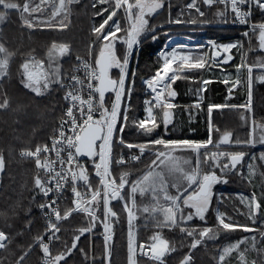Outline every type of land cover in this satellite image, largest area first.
Instances as JSON below:
<instances>
[{"label": "snow or ice", "instance_id": "1", "mask_svg": "<svg viewBox=\"0 0 264 264\" xmlns=\"http://www.w3.org/2000/svg\"><path fill=\"white\" fill-rule=\"evenodd\" d=\"M73 0H58V3L53 0L51 4L47 0H39L30 8L29 2L20 3L16 0H0V21L5 19L9 10H16L21 14L23 24L30 30L48 29H64L67 25L64 23L68 14V6ZM103 5L109 3V0H98ZM205 4H211L212 0H203ZM224 3L227 7L228 0H218ZM248 0H230L231 12L235 14V19L239 23L244 24L247 18L251 15V5L247 10H242L243 5L247 4ZM256 6L264 10V0H254ZM95 8V3L92 5ZM189 8H195L200 16H204V12L196 7L195 2L188 5ZM48 8L51 11L46 15L33 16L32 13H43ZM164 0H111L110 6L97 11L95 15H102L107 12L108 15L98 25L94 24L92 32L95 35V41L89 45V55H92L93 48H98V54L94 63L81 59L76 56V61L79 62L74 71H79L82 67L84 70V78L73 73V71H61L59 59L70 53V46L65 43H52L47 52V68H45L44 60H36L32 57L29 62L22 65L25 79L21 81L25 88L35 93L37 96L46 94L49 90L63 92V100L67 102V107L64 109L63 115L60 117V125L58 132L52 137L51 145L39 144L34 150H25L21 153L22 156L33 158L36 168L40 170L34 180L35 188L39 190L38 194L44 198L38 204L43 215L45 216V229L43 233L37 234L33 243L28 246L18 259V264H26L25 258L32 251L33 247L38 248L43 254V264H61L65 261L68 264L66 257L71 255L72 250L77 248V242L80 241V236L85 232H91L96 223L103 224L104 231L107 233L105 242L111 239V224L108 223L110 217L118 218V213L114 211L115 205L113 200L123 203V209L128 213L129 224V259L130 264H136L134 259L135 251L133 248V232L132 222L136 219L135 210L137 209L136 197L137 194L144 196L146 193L150 195L152 203L143 206L142 211L149 214L157 221L158 227L175 228L180 225V231L185 233L187 237H192L191 249H196L204 238L216 239L217 231L213 227L207 226L206 213L211 205L213 196V187L220 183H228L227 175L231 172H237V165L240 164L245 151H214L209 148H219L221 144L230 145L233 143L231 132L221 134L218 142L214 145L211 137V116L214 109L237 108L245 107L250 109L251 105V84L254 67L264 69V62L258 65H246L243 61L237 65V70L245 68L247 71V86H248V102L244 105L237 104H209L207 105V115L209 120V137L204 141H194L188 139H164L162 137H154L147 143H137L126 140L122 135L126 126L128 116L125 112L121 116V103L125 96V84L128 78V68L130 60L133 57L134 51H139V45L142 44V37L156 41L159 39V33L156 31V25H150L149 19L157 14L158 10L164 9ZM170 8V5H169ZM123 9L121 16L127 22V27L121 28L120 19L117 17V12ZM24 13H28L31 18H24ZM221 16L223 12L219 13ZM56 17H61L60 20H55ZM113 17H117L113 20ZM148 17V18H146ZM109 21H112L109 24ZM167 24H182L185 23L182 19L176 17L169 18ZM190 23H197L193 19ZM107 31H105V26ZM163 28V25H159ZM259 44L264 49V23L259 25ZM123 31L124 36L117 38L123 49L121 54H117V39L116 34ZM147 34V35H146ZM248 35L247 32L244 33ZM213 47H217L215 42ZM239 41L219 45L225 52H229L232 48H237ZM242 47V45H240ZM13 53L9 52L3 43H0V78L7 75L9 60ZM159 56L163 60V64L157 69L155 75L145 81L147 87L155 93V107L163 109H173L177 107L175 103L168 100V97H175L176 92L171 90V84L176 80L181 79L180 73L185 69H201L205 65L199 58L193 61L189 55H177V49L172 48L170 51L162 50ZM232 57L229 55L222 63L227 64ZM179 61V62H177ZM71 63V61H66ZM173 64L176 68L173 69ZM119 69L115 78L112 75V69ZM172 73L171 76L168 74ZM134 75V73H133ZM167 78V80L165 79ZM188 79L187 76L183 77ZM264 81V75L260 77ZM228 83L227 80L223 81ZM211 81L205 79L203 85H207ZM236 83H239V76ZM55 86V87H53ZM235 86V85H234ZM206 89L199 87L198 91L203 92ZM86 91V95H85ZM114 93L113 97L108 98L107 106L105 101L106 93ZM167 93V95H165ZM130 95V90L129 93ZM146 103H148L146 101ZM9 107L8 99L0 102V109ZM199 108V104L196 105ZM148 117L153 127H148V120L140 119L136 123V131L143 130L141 134L148 135L154 131V128H159L160 124L156 123V116L153 115L151 107L146 109ZM98 114V117H97ZM162 123L165 131L170 123L168 112H164ZM120 127H117V125ZM264 132V125L261 126ZM219 131V129H217ZM254 131V130H253ZM240 144V141H236ZM245 145H254L256 143L264 144V134L258 138L253 137L250 133V139L242 142ZM158 145L160 148L151 150V160L147 168L141 175L130 180L128 171L120 172L119 175H113L116 171L114 166H124L126 164L125 154L122 149L138 150L133 153H127L128 160L141 161L144 157L145 150L148 145ZM184 147L190 149L195 155V166L185 170L177 164V158L173 155L174 152ZM201 149H204L201 152ZM115 150V155H114ZM54 153V157L53 154ZM221 157L227 159L221 160ZM81 158H87L91 162V167L95 172V177L98 181H90L87 161H82ZM261 160H264V153H261ZM185 164H190V161H184ZM207 166V171L201 168V164ZM5 169V158L0 154V173ZM216 169L220 170L218 174ZM43 172V176L40 175ZM172 176L171 182L166 176ZM178 174V175H177ZM253 175L252 165H249V182ZM82 182V183H80ZM176 188V194L169 191V185ZM71 188L72 207H68L62 213L57 199H62L60 193L64 190L65 185ZM79 185V186H78ZM128 191H125V189ZM80 189H84L81 191ZM54 194V195H51ZM51 195V198H49ZM242 200H247V215L255 223L256 215L259 213L264 217V186L261 188L259 198L257 193L253 191L251 197H242ZM101 201L104 211L102 216L98 217L96 212L100 210ZM163 201V203L161 202ZM185 209L189 211L185 212ZM83 213L89 220L88 224L78 229L79 234L74 237L70 247H66L65 251H59L53 255L50 245L54 241H60L61 237L57 234L61 232L60 222L67 220L72 214ZM159 214V215H157ZM198 218L205 223V226L197 229L189 227L187 222ZM216 228L223 230H235L242 228L244 231H254L246 225H238L232 222H226L225 215L217 212ZM31 221L29 220V225ZM211 234V235H210ZM21 235V233H17ZM264 235V233H262ZM247 239V238H246ZM153 240L156 241L152 245V259L160 261L163 264L162 257L169 251H175V248H169V242L163 239L157 233ZM251 247L255 249V237H252ZM10 237L5 231L0 230V249H5L10 243ZM245 243L244 240L223 247L221 254L217 258V264H234V260L238 264H248L245 253L247 248L241 250L240 244ZM59 247V244H57ZM143 248V246H141ZM83 252V247L79 249ZM261 251H264L262 249ZM107 258L110 259L111 252L107 250ZM233 252L237 255L234 259L230 257ZM193 257L191 252L185 255L180 264H190ZM255 264V261L252 262Z\"/></svg>", "mask_w": 264, "mask_h": 264}, {"label": "trees", "instance_id": "2", "mask_svg": "<svg viewBox=\"0 0 264 264\" xmlns=\"http://www.w3.org/2000/svg\"><path fill=\"white\" fill-rule=\"evenodd\" d=\"M194 1L197 2L196 7L204 12V16H200L195 8L188 7ZM16 2L23 5L29 0H16ZM38 2L39 0H30V8ZM52 2L53 0H47L49 4ZM55 2L58 3V0H55ZM130 2H133V0H130ZM94 3L95 0H73L68 6V14L64 19L67 27L62 30L59 28H45L42 31L39 29L30 30L23 24L21 14L16 10H9L5 19L0 21V43H3L8 51L14 54L9 60L7 75L0 78V102H3L4 99L9 101L8 108L0 109V154L5 158V169L0 175V230L5 231L11 241L7 249L0 252V264H18L19 256L33 243L34 237L43 233L45 229L38 207V204L43 201V197L38 194L39 190L34 185L35 177L40 170L36 168L33 160L23 159L20 154L25 148L34 149L39 144H49L65 109V101L62 98L63 92L49 90L45 95L37 96L24 87L21 83L25 79L22 65L35 57L36 60H44L47 68V52L52 43H65L70 46V53L60 58L58 62L62 66V72L72 71L74 58L77 55L80 57L88 56L89 45L95 41L96 34L92 32L93 25H98L108 15L107 12L99 16L95 13L109 7L111 0L103 5L95 3V8L92 6ZM164 3V9H160L157 14L148 18L150 25L157 26L156 31L159 33V39L153 41L150 38L145 39L142 37L143 42L138 46L139 51H135L130 65L127 88L132 85V89L129 111L127 112L128 120L122 135L126 140L137 143H147L157 136L166 140L204 141L209 137L207 105L246 104V96L241 98L231 97L229 89L222 81H213L208 86L206 102L201 104L203 113H198L191 119V109L199 110L201 107L197 108L192 104L199 103L195 98L196 92L202 86V81L208 76L206 75L207 67L205 63L209 60L211 43H225L230 38H236L235 36L240 34V31L228 26L227 10L222 7H208L203 0H164ZM49 11H51L50 8L43 13H32V15H46ZM221 12L224 13L223 16L219 14ZM121 13L122 11L117 12V17H121L120 23L123 29L127 27V22L123 19ZM169 15L173 19L179 16L185 23L179 25L167 24L166 21ZM117 17H115V20ZM24 18L31 17L28 13H24ZM60 19L61 17L55 18V20ZM193 19L197 20V23H190ZM159 25H163V28H160ZM107 27L106 25L105 30ZM123 36L124 32L121 31L117 33L115 38ZM175 40H177L176 43H182L180 45L184 43L190 45L189 49L185 51L177 49L178 57L189 55L193 61L199 58L205 67L185 69L180 73L181 79L171 84V90L176 92L172 103H175L177 107L170 109L173 122L170 126L167 125V131H165L162 123L163 116H160L156 119V123L160 124V127L154 128L151 134L143 135L141 134L143 130L136 131V123L143 116L146 101L148 102L152 98L149 93H146L147 90L143 80L155 75L157 69L163 64L159 52L162 50L170 51L176 44H174ZM117 42H119V39H117ZM245 46L252 50L255 47L254 40L251 41L250 45L246 43ZM191 48H193V51H191ZM251 53L250 65H258L264 62L263 53ZM256 56H259V58H256ZM69 60L71 63H66ZM235 66L236 63L232 62L224 64L223 67L226 70L233 71ZM175 68L176 64L173 69ZM112 75L115 78L114 69ZM185 76L188 79H184ZM195 90L197 91L195 92ZM109 97L110 94L105 98L106 105ZM158 113L163 114L164 112ZM262 125H264V82L257 83L253 87L250 109L225 107L213 110L211 116L213 144L215 145L218 142L222 133L231 132L233 143L230 146L239 145L238 151H245L244 161L245 159L248 160L250 155H255L258 158L259 153L264 151V144L256 143L253 148L251 144L245 145L242 142L250 139V133L256 138L264 134L261 128ZM148 127H153V125ZM236 141L241 143L236 144ZM230 146L221 144L214 151H228ZM153 148L160 147L148 145V149ZM121 151H128V149L125 148ZM225 159L227 158L221 157L222 161ZM150 160V154L144 155L143 160H141L143 163L136 168H132L131 171L126 170L127 168H119L121 166H114L116 171L113 172V175L128 171L131 174L129 179H135L147 168ZM245 164L242 169L237 168L239 174L231 172L227 175L228 183H220L213 190L214 193L211 205L206 213V220L207 226L213 227L214 231H217V238L214 240L204 238L196 249L190 248L192 237H187L185 233L180 231V227L184 225L171 229L158 227L156 219L142 211L143 206L152 203L150 195L147 193L144 196L137 194V209L135 210L137 218L132 222L134 244L136 245L135 253L139 255L136 259L137 264H160V261L150 258L152 245L156 243L153 237L157 233L163 239L168 240L170 249L175 248V251L165 253L162 257L163 264H180L182 258L189 252L193 257L190 264H217V258L226 244L235 243L249 234L239 227L235 230L217 229L215 223L217 212L223 213L235 224L251 227L249 216L246 214L248 209H245L237 198V194L240 193L252 195L257 188V185L254 186L256 182L252 183L247 179L244 169ZM207 170V166L204 164V171ZM216 171L218 174L220 173L219 169H216ZM40 175L43 176L42 172H40ZM93 179L97 181V179ZM125 191H128V189L126 188ZM161 202L163 203V201ZM119 204L120 201L113 203L115 208ZM72 206V202H69L62 213L66 208ZM102 211V204H100V210L98 211L100 217ZM117 213L118 218H116L114 226L113 243L110 245V264H124V261L127 258L129 259L128 214L125 215L121 210H117ZM29 220L31 221L30 225ZM61 225L62 229L59 233L61 239L55 242L52 248L53 255L59 251H65L66 247H70L74 237L79 234L78 229L86 226L84 217L79 213H74L67 221H62ZM188 226L200 229L205 226V223L198 218H194L191 223H188ZM257 231L258 256L256 264H264V252L261 251L264 247V235H262L264 230L257 227ZM17 233H21V235H17ZM97 233H100V231ZM57 244H59V247H57ZM104 244L103 238L91 239L90 234L84 233L80 236V241L77 242V248L72 250L71 255L66 257V261L68 264H106ZM81 247H83V252L79 250ZM145 253L148 254L147 257L144 256ZM25 261L26 264H43V254L38 248L33 247ZM61 264H65V261H62Z\"/></svg>", "mask_w": 264, "mask_h": 264}, {"label": "rangeland", "instance_id": "3", "mask_svg": "<svg viewBox=\"0 0 264 264\" xmlns=\"http://www.w3.org/2000/svg\"><path fill=\"white\" fill-rule=\"evenodd\" d=\"M195 4L197 3L196 1H194ZM95 3L96 4H100L98 2V0H95ZM193 3V2H192ZM191 9H194V8H191ZM122 11L123 12V9L119 10L118 12ZM159 11V10H158ZM148 18V17H146ZM113 20H115V17H113ZM112 21H109V24H111ZM264 23V11L263 13H261L260 15H258V17H256V20H255V24L254 26L251 28V29H248V30H243V31H240V34L236 35L235 37L236 38H230L229 41H225V43L223 42H218L219 44H216L217 47H213V45H211V49L209 50L210 54H209V59L208 61H206L205 65H206V79L211 81V83L213 81H224V80H227L228 83H224L227 88L229 89V93L231 94V97L233 96H237L238 98L240 97H245L246 96V99L248 98V86H247V71H246V67L245 68H240L239 71L237 70V65H239L241 63V60H242V57H243V61L246 65H250V55H252L251 52L253 53H263L264 54V49H262L260 47V44H259V25ZM107 31V29L105 30ZM247 32L248 35L245 36L244 33ZM117 35V34H116ZM113 39H116L115 37H113ZM254 40V43H255V47L251 50V49H248L245 44H249L251 43V41ZM177 40L174 41V44L176 43ZM239 41V45L237 48H232L229 52H225L223 48L219 47V45H224V44H228V43H235ZM93 42H91L90 44H92ZM119 42H117L116 44V48H117V54L120 55L121 54V51L123 49V45H120L118 44ZM179 43L177 42L175 44V46L173 48H176V49H181L183 51L185 50H188L189 49V46L190 45H187V44H183V45H180L182 43ZM213 44V43H211ZM242 45V47L240 46ZM177 46V47H176ZM188 46V47H186ZM193 48H191V51ZM219 49V50H218ZM216 51H219V52H216ZM233 54V60H235V63H236V66L233 68V71H222V69L224 68V64L222 63V59H219L221 57V55L223 54L224 56V53L225 54ZM135 53V51H134ZM98 54V48H93L92 50V55H89V53L87 54L89 57H92V58H95ZM134 56V54H133ZM181 56V55H180ZM207 57V58H208ZM256 58H259V56H256ZM132 60H133V57L132 59L130 60V63H129V68H128V72H129V69H130V65L132 63ZM178 62V61H177ZM175 64H173V68H174ZM45 68H46V64H45ZM114 71H115V74H117L119 72V69H116V68H113ZM113 69L111 71H113ZM257 71V72H256ZM172 73H169L168 75L170 76ZM261 75H264V69L260 68V67H254L253 68V74H252V83L253 85L255 86L257 83H260V82H264V81H261L260 80V76ZM116 76V75H115ZM239 76V83H236L237 81V77ZM128 79V78H127ZM167 80V78H165ZM146 80H143V84L147 90L146 93H149L151 95V99L148 100V103H146V106L144 107V110H143V116L141 119H146L148 120V124L147 126L149 125H152L151 121H150V118L148 117V113L146 111L147 108L151 107L152 110H153V115L156 116V119H158L160 116H163V114H159L158 112H168L169 113V116H170V123H168V126H170L173 122V116H172V113H171V110L170 109H161L159 107H155L156 105V101L154 99V96H155V93H152L151 92V89H149L145 83ZM129 81L126 80V84H125V96L124 98L122 99V103H121V116H123V114L126 112L129 111V104H130V95L128 94L129 93V90H130V94H131V89H132V85H129V87L127 88V85H128ZM210 84V83H209ZM209 84L207 85H203L201 87L205 88L206 90L203 91V92H200V91H197L195 90L196 92V100H198L199 103V107L201 106L202 103H205L206 102V99H207V96H206V93H207V89H208V86ZM235 85V86H234ZM237 94V95H236ZM45 95V94H44ZM114 93L113 94H110V97H113L114 99ZM165 95H167V93H165ZM43 96V95H42ZM175 99V97H168V100L170 102H173V100ZM251 101H252V97H251ZM197 104H192L193 106H196ZM110 107V105H107ZM198 113H203V110H202V106L199 108V110H194V109H191V119H193ZM117 127H120V125L118 124ZM157 147H161V146H158L156 145ZM230 146V145H229ZM240 146H235V145H232L230 146V150L228 151H238V148ZM251 147L254 148V145H251ZM209 148L212 149V150H217L218 148H213V145H209ZM223 148V147H221ZM25 150H34L33 148H25L24 150H22L21 152L25 151ZM151 150L152 149H148L146 148L145 150V154L144 155H148L151 153ZM131 151L133 153L137 152L138 150L136 149H133V150H128V151H122V152H125L126 154ZM204 149H201V152H203ZM261 153H264V151L260 152L259 155H258V158L255 156V155H250V157L248 158V160L245 159V161L243 160L242 164H240L238 166V168L242 169L243 168V165L245 164V175L247 177V179L249 180V176H248V173H249V165H252V168H253V175L250 177V180L252 183L256 182V184L254 183V186L257 185V188H256V193H257V198L259 197V194L258 192H261V188L262 186H264V160H261L259 157L261 155ZM176 158H177V164L181 167H183L185 170L189 169L190 167H193L195 166V155L194 153L190 150V149H186L184 148L183 146L179 149H177L174 154H173ZM193 158V159H192ZM143 160V158H142ZM190 161V164H185L184 161ZM143 162L140 161L139 163L137 164H134V165H131V166H124V167H119V168H122V169H125L127 168L126 170H130L132 168H136L137 166L141 165ZM86 167L88 168V172H89V177H90V181L92 182H96V180H94L93 178L97 179L94 175V170L92 169L91 167V162L88 164V162L86 163ZM201 168L204 170V163L201 164ZM134 173V172H132ZM1 175V173H0ZM178 175V174H177ZM166 176L167 178L169 179V181L171 182V180L173 179L172 176H169L167 175L166 173ZM131 177V174L130 176ZM98 181V179H97ZM218 186L215 185L213 187V190L215 189V187ZM169 191L170 193L172 194H176V188L175 187H171V183L169 185ZM214 193V192H213ZM242 197H251V195H246V194H243V193H240V194H237V198L240 200L241 202V205H243L245 207V209H247V203L248 201L247 200H242ZM101 204H102V210L104 211V207H103V203L101 201ZM113 204V202H112ZM114 211L117 212V210H121L122 213H124L126 215L127 211H125L123 209V203L120 202V204L118 205L117 208L114 207L113 209ZM102 211V212H103ZM185 211H189L188 209H185ZM79 214H82V217H84L85 219V224L87 225L88 224V220L89 218L83 214V213H79ZM128 214V213H127ZM96 215L98 217H100V213L97 211L96 212ZM81 216V215H79ZM127 217V216H126ZM226 218V222H232L233 221L228 218L227 216H225ZM71 220V219H70ZM194 220V219H193ZM192 220V221H193ZM67 221V220H66ZM192 221H189L187 222L188 223H191ZM249 221H250V225L251 227L249 228H252L254 229V231H248V235L244 238H242L241 240H244L245 243H242L240 244V249L243 250L245 248L248 249V251L245 253L246 255V258H247V261H248V264H252L253 261H255V264L257 263V256H258V247H257V244H256V238H257V227H261L263 228L264 230V217H262L259 213H257L256 215V219H255V223H253V220L249 217ZM62 221L60 222V227L62 229V225H61ZM108 223L111 224V226L113 227V233H114V226H115V223H116V218H113V217H110L109 220H108ZM100 233H97L99 232ZM86 234H90V237L91 239H101L104 237V226L103 224L97 222L95 227L92 228L91 232H85ZM59 236V233L57 234ZM252 237H255V249H253L251 247L253 241H252ZM114 238V234H113V237H112V240ZM247 238V239H246ZM239 240V241H241ZM133 241H134V235H133ZM55 242H53L52 245H50L51 249L53 248V246L55 245ZM105 242V241H104ZM113 243V241H112ZM112 243L110 245H112ZM236 243V242H235ZM230 244H233V243H230ZM230 244H226L225 246L227 245H230ZM9 246V244H8ZM224 246V247H225ZM106 247H107V250H110V246H107L106 244H104V251H105V261H106V264H110V259L107 258V252H106ZM133 248H134V251H135V248H136V245L133 243ZM7 248L5 249H0V252H3L5 251ZM264 249V247H263ZM111 252V251H110ZM137 252V251H136ZM222 252V250H221ZM220 252V254H221ZM264 252V251H263ZM142 253V252H140ZM151 259H152V251H151ZM130 255V254H129ZM137 255L135 253V256H134V259L136 261V264H137ZM145 255H148L147 253L144 254ZM237 253L236 252H233L231 254L230 257L226 258V262L227 260L229 259H234L236 257ZM139 256V255H138ZM93 257V256H92ZM128 258L124 261V264H128ZM129 264H130V260H129ZM234 264H238V261H235L234 260Z\"/></svg>", "mask_w": 264, "mask_h": 264}, {"label": "built area", "instance_id": "4", "mask_svg": "<svg viewBox=\"0 0 264 264\" xmlns=\"http://www.w3.org/2000/svg\"><path fill=\"white\" fill-rule=\"evenodd\" d=\"M206 5L208 7H212V8L222 7L224 9H226L227 10V14H228V19H229L228 26L230 28L235 29V30H238V31H243V30L251 29L254 26V24H255L256 17H258V15H260L264 11V10L259 9L256 6V4L254 3V0H248V3L245 4V5H243V6H241V7H242V10H247L248 7H249V5H251V15L247 18V22L246 23L241 24V23H239L238 20L235 19V14L231 12L230 0H228L227 7H226V5L224 3L218 2V0H212V3L211 4H206ZM81 59L87 60L89 62L94 63V58L89 57V56L81 57ZM78 64H79V62L76 61V57H75L74 58V65H73L72 71H73L74 74L79 75L81 78H84V70H83L82 67L80 68L79 71H74L77 68ZM86 94L87 93L85 91V95ZM66 107H67V102L65 101V108ZM97 117H98V114H97ZM59 125H60V121H59V123H58V125H57V127H56V129L54 131V134L58 132ZM51 142H52V139L49 142V146L51 145ZM124 154H125V158H126V164L124 166H130V165H134V164H137V163L140 162V161H135V162L130 161V160H128L127 154L126 153H124ZM52 155L54 157V153ZM20 157L23 158V159H31V160L34 161L33 158L24 157L21 154H20ZM121 167H123V166H121ZM42 174H43V172H42ZM94 175H95V172H94ZM96 178L99 179L98 177H96ZM80 183H82V182H80ZM80 190L83 191L84 189H80ZM51 195H54V194H51ZM51 195H50L49 198H51ZM60 196L62 197V199H57V203L60 205V210L62 212L64 210V208L67 206V204L69 202H72V196H73V194L71 192V188L67 184L65 185L64 190L60 193ZM39 211H40V215L42 216V219H43L44 224H45V216L43 215L41 209ZM74 213H76V212H74ZM111 233H112V236H111V239L109 241H107V246H110V244L113 241L112 240V237H113V234L114 233H113V227L112 226H111ZM103 235H104L103 239L105 241V236L107 235V233H104ZM105 244H106V242H105ZM145 256L147 257L148 255H145Z\"/></svg>", "mask_w": 264, "mask_h": 264}, {"label": "crops", "instance_id": "5", "mask_svg": "<svg viewBox=\"0 0 264 264\" xmlns=\"http://www.w3.org/2000/svg\"><path fill=\"white\" fill-rule=\"evenodd\" d=\"M213 45V44H212ZM219 50V49H218ZM216 52H219V51H216ZM229 55H231V57L233 56V54H232V52H231V54H225L224 53V56H223V54L221 55V57L219 58V59H222V60H225ZM210 60V59H209ZM236 60V59H235ZM235 60H233V57H232V59L231 60H229L228 61V63L227 64H230V63H232V62H235ZM222 71H229V70H226V69H222ZM253 87H254V85H253V83L251 84V97H252V92H253ZM248 102V98L246 99L245 98V103H247Z\"/></svg>", "mask_w": 264, "mask_h": 264}, {"label": "water", "instance_id": "6", "mask_svg": "<svg viewBox=\"0 0 264 264\" xmlns=\"http://www.w3.org/2000/svg\"><path fill=\"white\" fill-rule=\"evenodd\" d=\"M109 94H113V93H112V92L106 93L105 98H106ZM244 158H245V156H244ZM81 159H82V161H87V158H81ZM243 160H244V159H243ZM87 162H89V161H87ZM242 162H243V161H242ZM242 162H241L240 164H242ZM240 164L237 165V168H238V166H239ZM112 202L115 203V202H117V201H116V200H113Z\"/></svg>", "mask_w": 264, "mask_h": 264}]
</instances>
